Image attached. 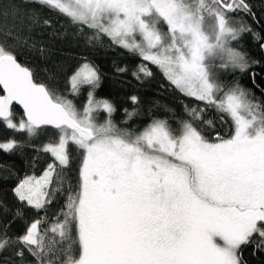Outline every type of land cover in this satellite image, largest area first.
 Returning <instances> with one entry per match:
<instances>
[{
	"label": "snow or ice",
	"instance_id": "1",
	"mask_svg": "<svg viewBox=\"0 0 264 264\" xmlns=\"http://www.w3.org/2000/svg\"><path fill=\"white\" fill-rule=\"evenodd\" d=\"M31 2L92 30L89 42L107 37L139 56L142 63L132 73L137 80L141 74L151 77L153 65L176 90L205 107L185 105L190 119L178 121L175 128L167 119L153 118L138 131L121 129L111 119L113 104L95 95L100 84L95 65L85 60L69 78L73 95L88 88L79 108L37 82L13 50L19 37L11 29L3 31L0 121L29 138L45 125L57 130L56 139L42 149L53 162L39 177L26 176L14 192L20 201L43 210L68 187L49 226H44L47 217H40L26 222L21 235L3 231L0 251L16 246L21 264L25 251L36 264H245L243 249L256 237V247H264V97L238 82L224 84L217 69L243 73L258 63L233 46L251 31L229 15L251 14L246 0ZM8 15L9 9L0 7V17ZM29 19L40 23L36 15ZM8 37L16 44H8ZM130 99L138 103L136 96ZM14 103L22 106L26 119L14 122ZM207 108H215L221 120L230 119L226 136L210 140L197 126L212 123L204 120ZM101 113L106 114L102 122L97 119ZM125 113L128 119L138 114L135 109ZM18 145L9 139L0 149L12 151ZM70 145L82 155L75 186L65 173Z\"/></svg>",
	"mask_w": 264,
	"mask_h": 264
},
{
	"label": "trees",
	"instance_id": "2",
	"mask_svg": "<svg viewBox=\"0 0 264 264\" xmlns=\"http://www.w3.org/2000/svg\"><path fill=\"white\" fill-rule=\"evenodd\" d=\"M246 2L250 6L251 14L236 12L229 15L243 20L251 31L243 33L238 41L233 42V46L246 52L250 60L258 63L252 64L251 68L243 73L218 68L217 75L224 84L232 85L238 82L260 98L264 97V50L260 47L264 44V0ZM12 4L16 5L15 11L11 9ZM0 7L9 9L6 19L0 17V41L5 40L3 31L11 29L14 35L19 37L20 43L16 44L12 37L7 38V43L16 44L13 50L18 62L34 72L37 82L48 84L58 95L72 100L79 108L83 107L87 99L88 88L84 87L79 95H73L69 78L85 60L97 67L100 84L95 95L98 99H107L113 104L115 111L111 119L121 129L138 131L153 118L167 119L175 128L178 121L190 119L185 112V105L205 107L204 102L186 97L176 90L153 65H149L153 72L151 77H143L141 74V79L137 80L132 73L137 65L142 63L141 58L113 45L107 37L89 42L88 37L92 36L93 32L86 26L82 29L81 26L73 25L63 15L31 0H0ZM33 15L40 18L39 24H33L29 19ZM43 19H48L50 24L44 25ZM41 48L45 50L43 54L40 52ZM120 68L127 70L120 72L117 70ZM132 96L138 98V103H132ZM125 109L129 112L135 109L138 114L128 119ZM12 111L14 122H19L23 118L22 112L15 106ZM203 116L204 120L212 122H200L197 125L207 138L214 140L217 134H228L231 121L227 117L221 120V114L215 108H207ZM105 118L104 113L97 117L101 122ZM56 137L57 130L42 128L39 135L29 138L26 133L8 129L0 121V143L9 139L19 142L12 151L0 149V233L6 230L10 237L21 235L25 231L26 222L30 224L40 217H47V224L44 225L47 227L60 213L67 197V184L43 210L27 206L18 201L14 194V189L21 180L32 175L39 177L47 165L53 162L51 154L42 149ZM70 156L65 173L67 179L75 186L79 179L82 155L74 145H70ZM18 210L22 215H17ZM258 240L256 237L252 244L243 249L245 264H264V247H256ZM17 250L18 248L13 246L0 251V264H21L20 258L16 256ZM24 264H36L27 251L24 252Z\"/></svg>",
	"mask_w": 264,
	"mask_h": 264
},
{
	"label": "water",
	"instance_id": "3",
	"mask_svg": "<svg viewBox=\"0 0 264 264\" xmlns=\"http://www.w3.org/2000/svg\"><path fill=\"white\" fill-rule=\"evenodd\" d=\"M262 50H264V48H262ZM0 91H1V95H3L4 93H3L2 88H0ZM13 106L17 107V108L22 112V114H23V118L26 119V117L24 116V111H23L22 106H20V105H18V104H15V103L13 104ZM13 106H12V107H13ZM42 128H48V129L56 130L55 128H53V127L50 126V125L42 126Z\"/></svg>",
	"mask_w": 264,
	"mask_h": 264
},
{
	"label": "rangeland",
	"instance_id": "4",
	"mask_svg": "<svg viewBox=\"0 0 264 264\" xmlns=\"http://www.w3.org/2000/svg\"><path fill=\"white\" fill-rule=\"evenodd\" d=\"M191 98H192V97H191ZM193 99H195V98H193ZM19 183H20V182H19ZM14 194H15V192H14ZM15 196H16V194H15ZM16 198H17L18 201H20L19 198H18L17 196H16ZM20 202H22V201H20ZM24 203L27 205V202H26V201H24ZM27 206H29V205H27ZM29 207H31V206H29Z\"/></svg>",
	"mask_w": 264,
	"mask_h": 264
}]
</instances>
